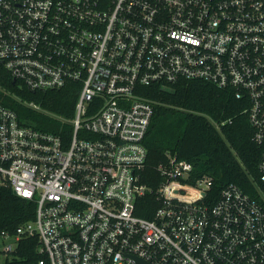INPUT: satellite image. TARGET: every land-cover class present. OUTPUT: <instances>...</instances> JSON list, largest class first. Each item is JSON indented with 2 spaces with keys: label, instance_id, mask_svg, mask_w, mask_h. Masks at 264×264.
<instances>
[{
  "label": "built area",
  "instance_id": "obj_1",
  "mask_svg": "<svg viewBox=\"0 0 264 264\" xmlns=\"http://www.w3.org/2000/svg\"><path fill=\"white\" fill-rule=\"evenodd\" d=\"M0 63L33 91L77 93L72 117L23 100L58 131L0 103V185L36 203L1 232L6 254L36 237L38 264H264L263 187L214 193L169 152L156 189L142 180L144 87L200 79L248 104L264 185V0H0ZM153 190L154 216L138 214Z\"/></svg>",
  "mask_w": 264,
  "mask_h": 264
},
{
  "label": "trees",
  "instance_id": "obj_2",
  "mask_svg": "<svg viewBox=\"0 0 264 264\" xmlns=\"http://www.w3.org/2000/svg\"><path fill=\"white\" fill-rule=\"evenodd\" d=\"M71 85L33 91L21 80L15 81L0 63V103L15 109L36 127L58 131L54 118L24 105L23 100L72 117L77 93ZM144 90L155 99L145 137L148 155L142 171L144 182L156 189L163 179L158 165L167 160L169 152L191 161L194 177L212 175V192L218 194L227 183L235 182L262 200L260 189L264 185L258 168L261 150L253 139L254 127L245 111L246 101L237 98L232 89L200 79H181L164 86L153 84ZM159 205L153 190L138 199L136 211L153 217ZM35 213L33 200L18 196L10 186L0 185V234L3 230L14 232L20 224L34 219ZM39 246L36 237L23 238L15 250L6 254L4 264H38L45 257Z\"/></svg>",
  "mask_w": 264,
  "mask_h": 264
},
{
  "label": "rangeland",
  "instance_id": "obj_3",
  "mask_svg": "<svg viewBox=\"0 0 264 264\" xmlns=\"http://www.w3.org/2000/svg\"><path fill=\"white\" fill-rule=\"evenodd\" d=\"M5 242H8V239L5 240ZM4 247V239L0 237V250L1 252V264H4L5 258H6V252L3 250Z\"/></svg>",
  "mask_w": 264,
  "mask_h": 264
},
{
  "label": "water",
  "instance_id": "obj_4",
  "mask_svg": "<svg viewBox=\"0 0 264 264\" xmlns=\"http://www.w3.org/2000/svg\"><path fill=\"white\" fill-rule=\"evenodd\" d=\"M14 80L16 81V78H14Z\"/></svg>",
  "mask_w": 264,
  "mask_h": 264
}]
</instances>
